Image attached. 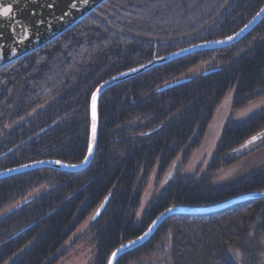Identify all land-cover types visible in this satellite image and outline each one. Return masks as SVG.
Masks as SVG:
<instances>
[{
    "label": "trees",
    "instance_id": "trees-1",
    "mask_svg": "<svg viewBox=\"0 0 264 264\" xmlns=\"http://www.w3.org/2000/svg\"><path fill=\"white\" fill-rule=\"evenodd\" d=\"M263 4L106 0L51 43L0 69V171L41 160L81 162L88 147L89 101L100 83L175 50L227 37ZM208 60L228 64L163 89ZM228 93L232 111L264 97V19L236 44L188 55L104 92L94 157L84 171L42 168L1 179L0 212L42 185L49 190L0 218V264H45L104 201L85 234L94 264H106L119 245L141 235L169 207H207L264 191V167L227 186L212 182L218 172L264 146V140L252 144L264 135V109L225 124L205 171L182 170ZM155 167L156 183L171 169L172 177L136 222ZM167 233L171 264H240L229 255L231 248L241 251L247 264L251 241L264 238V199L208 215L170 217L116 264L149 254Z\"/></svg>",
    "mask_w": 264,
    "mask_h": 264
},
{
    "label": "water",
    "instance_id": "water-1",
    "mask_svg": "<svg viewBox=\"0 0 264 264\" xmlns=\"http://www.w3.org/2000/svg\"><path fill=\"white\" fill-rule=\"evenodd\" d=\"M105 1L106 0H0V6L10 3L13 8V13L10 14L11 18H5L0 15V69L13 64L30 53L39 50L46 44L51 43L62 34L76 26L82 19H84ZM262 9H264V4L244 26L227 37L217 40L204 41L175 50L166 55L153 58L145 64L118 73L100 83L91 94L89 101L90 126L88 147L86 155L81 162L74 164L65 163L59 160H41L31 162L0 171V180L42 168H49L66 173H78L84 171L90 166L94 157L98 131L97 107L98 101L104 92L123 81L136 77L155 67L184 58L200 51L216 50L238 43L264 19V11H262ZM179 82L170 83L163 87V89L170 88ZM93 95H96L97 97L95 120L96 135L94 140L92 134ZM90 145L92 148L91 155H89ZM57 161H59V163H57ZM73 165H75V167H73ZM253 199H264V191L242 194L224 202L207 207H169L162 211L141 235L119 245L112 252H116V256L113 258L111 253L106 264H109L110 260L112 261V264H116L122 256L133 252L144 245L155 234L161 224L170 217L177 215H208L223 211L234 205L245 203ZM104 204L105 201L101 204L96 214L101 211ZM169 209H171V211H169ZM145 233H147V235H145ZM140 237L144 238L140 239ZM118 249L119 251H117Z\"/></svg>",
    "mask_w": 264,
    "mask_h": 264
},
{
    "label": "rangeland",
    "instance_id": "rangeland-1",
    "mask_svg": "<svg viewBox=\"0 0 264 264\" xmlns=\"http://www.w3.org/2000/svg\"><path fill=\"white\" fill-rule=\"evenodd\" d=\"M227 62H218L215 60H208L207 62L198 63L196 66L180 74L174 82L184 81L192 77L199 76L205 72L221 68L227 65ZM228 93L223 99L221 104L216 109L215 114L207 128L205 135L198 147L194 149L183 165L182 170L184 173L194 174L197 172L205 171V168L211 159L215 146L219 139L220 133L228 121L243 122L250 116L260 112L264 109V97L260 98L247 106L232 111L229 104ZM49 102L44 103L39 107V110L46 107ZM33 112L28 113L19 121L12 125H6L5 130L9 131L20 125L24 120L30 118ZM264 140V135L256 138L252 143L254 145ZM264 167V146L257 151L249 154L243 160L230 165L228 168L218 172L212 179L213 185L217 188L227 186L235 183L236 181L245 178L251 172ZM156 170L153 169L150 173L146 187L143 191L140 206L136 215V222H139L143 212L152 199L153 196L158 197L164 185L171 179L172 170L166 173L163 179L156 183ZM49 188L42 185L32 191L26 193L22 198L12 202L5 209L0 212V218L8 211L25 204L33 199L39 198L48 192ZM99 208V207H98ZM98 208L92 211L85 220L77 226L71 235L52 253L45 264H94L95 251L89 244V236H85L86 231L92 224L96 217ZM255 239V238H254ZM170 233L164 235L161 240L155 245L152 252L147 255L140 256L128 262V264H171L169 253L171 247ZM250 253L248 255L247 264H264V238L252 240L249 246ZM229 255L234 261L243 264L241 251L236 249H229ZM242 262V263H241Z\"/></svg>",
    "mask_w": 264,
    "mask_h": 264
},
{
    "label": "snow or ice",
    "instance_id": "snow-or-ice-1",
    "mask_svg": "<svg viewBox=\"0 0 264 264\" xmlns=\"http://www.w3.org/2000/svg\"><path fill=\"white\" fill-rule=\"evenodd\" d=\"M262 11H264V9H262ZM13 13V8L11 6V4H7V5H3L0 6V15H2L5 18H11L10 14ZM231 39V38H230ZM96 101H97V97L96 95H93L92 97V111H93V127H92V134H93V140L95 139V135H96V124H95V120H96ZM92 154V148L91 145L89 146V155ZM57 163H59V161H57ZM73 167H75V165H73ZM169 211H171V209H169ZM145 235H147V233H145ZM144 237H140V239H143ZM135 243V242H133ZM119 251V249L117 250ZM116 252L112 253L113 258L116 256ZM109 264H112V261H109Z\"/></svg>",
    "mask_w": 264,
    "mask_h": 264
}]
</instances>
